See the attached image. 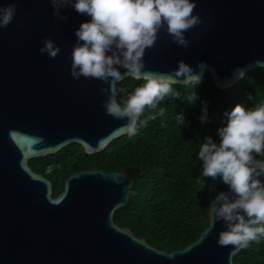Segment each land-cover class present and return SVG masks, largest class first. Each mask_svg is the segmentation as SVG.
<instances>
[{
    "label": "water",
    "instance_id": "obj_1",
    "mask_svg": "<svg viewBox=\"0 0 264 264\" xmlns=\"http://www.w3.org/2000/svg\"><path fill=\"white\" fill-rule=\"evenodd\" d=\"M9 3L17 11L0 29V264H234L242 249L217 244L223 226L214 217L197 240L171 252L118 225L115 213L134 186L126 172L71 173L54 196L52 182L29 161L73 143L88 154L102 152L126 135L124 121L101 107L107 97L99 80L70 75L74 32L89 17L65 7L67 19L57 22L50 0H0ZM196 4L193 13L204 23L186 33L189 47L161 30L145 52L146 68L167 72L180 60L194 69L204 62L216 86L231 87L244 78L237 70L246 74L264 61V0ZM45 37L60 47L54 59L39 53ZM227 190L219 177L210 178L208 205Z\"/></svg>",
    "mask_w": 264,
    "mask_h": 264
},
{
    "label": "clouds",
    "instance_id": "obj_2",
    "mask_svg": "<svg viewBox=\"0 0 264 264\" xmlns=\"http://www.w3.org/2000/svg\"><path fill=\"white\" fill-rule=\"evenodd\" d=\"M50 4L57 22L67 19L62 14L65 7L89 17L74 32L70 75L75 80L83 76L101 82L99 91L107 97L101 107L107 115L124 121L121 128L129 137L150 120L165 115L166 109L159 107L161 102L166 97L181 96L174 86L192 90L186 94L189 102L198 99L195 90L205 72L211 71L206 63L200 62L194 69L180 60L176 68L162 72L147 69L144 59L161 30L172 43L189 47L186 33L204 23L199 13H193L196 0H50ZM16 11L15 3L0 5V29L13 21ZM39 53L54 59L60 47L45 37ZM255 66L264 70V61L256 60ZM237 73L245 76L243 70ZM126 78L141 83L118 99L123 89L117 85ZM248 99L253 97L249 95ZM201 105L198 119L205 123L209 120L208 102ZM146 109L150 114L142 119ZM224 115V126L216 132L218 140L205 135L197 159L204 178L219 177L228 186L208 205L207 215L211 225L213 217L222 223L217 244L232 245L235 252L264 238V102H254L251 107L237 103ZM175 122L185 125L183 111L175 114Z\"/></svg>",
    "mask_w": 264,
    "mask_h": 264
},
{
    "label": "trees",
    "instance_id": "obj_3",
    "mask_svg": "<svg viewBox=\"0 0 264 264\" xmlns=\"http://www.w3.org/2000/svg\"><path fill=\"white\" fill-rule=\"evenodd\" d=\"M140 83L131 78L121 81L117 87L123 91L118 99L125 98ZM174 87L181 96L166 97L159 106L166 109L165 115L150 120L136 135L126 134L95 154H88L81 145L73 143L57 153L29 161L35 172L52 182L54 196L63 190L68 175L83 169L128 173L134 180L130 201L115 213L114 220L167 252L186 247L207 227L210 178L201 175L199 146L205 135L218 140L216 132L224 126L225 112L237 103L251 107L254 102H264V70L247 72L240 82L228 88L216 86L206 73L195 90V102L186 98L190 88ZM249 95L253 100L248 99ZM202 101L208 102L209 109L205 123L198 119ZM181 111L186 123L178 126L175 114ZM149 114L146 109L142 119ZM234 264H264V238L251 242L235 255Z\"/></svg>",
    "mask_w": 264,
    "mask_h": 264
}]
</instances>
